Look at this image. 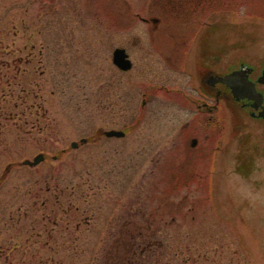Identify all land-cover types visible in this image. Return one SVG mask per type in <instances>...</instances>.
Listing matches in <instances>:
<instances>
[{"label":"rangeland","instance_id":"1","mask_svg":"<svg viewBox=\"0 0 264 264\" xmlns=\"http://www.w3.org/2000/svg\"><path fill=\"white\" fill-rule=\"evenodd\" d=\"M118 44L258 56L264 0H0V264H110L136 232L137 264H264V122L222 102L218 133L174 147L188 110L143 104L132 70L121 112Z\"/></svg>","mask_w":264,"mask_h":264},{"label":"flooded vegetation","instance_id":"2","mask_svg":"<svg viewBox=\"0 0 264 264\" xmlns=\"http://www.w3.org/2000/svg\"><path fill=\"white\" fill-rule=\"evenodd\" d=\"M156 24L157 20L152 19ZM139 41V40H135ZM115 47L124 49V59L129 61V68L121 69L112 61V51ZM110 53V60L116 70L121 74L117 80L119 107L123 111V74L130 72L137 76H146L149 87L144 86L141 93L142 103L148 94L153 99L158 94L167 96V101L178 111L188 110L180 119L168 122V128L179 124L180 131L176 138L181 141L187 139L192 147L199 142V135H213L219 132L220 116L219 108L223 102L231 108V114L235 119L234 128L241 129L248 126L249 122H264V54L256 56L231 54L224 57L218 50L195 53L184 46H174L173 49L158 48L155 46L141 47L140 58L123 45L118 44ZM147 62L145 65L144 62ZM230 74L229 84L221 78ZM134 78V76H130ZM138 78V77H137ZM102 93L109 92L108 80H104ZM252 83L258 94L254 97L246 96L241 84ZM137 90L132 94L135 101ZM134 105V104H133ZM154 107V105H153ZM185 112V111H184ZM182 114V115H183ZM189 115L188 118H185ZM182 121V122H181ZM133 127V126H132ZM124 137L130 130L128 126L120 128ZM186 131V132H184ZM178 135V137H177Z\"/></svg>","mask_w":264,"mask_h":264},{"label":"water","instance_id":"3","mask_svg":"<svg viewBox=\"0 0 264 264\" xmlns=\"http://www.w3.org/2000/svg\"><path fill=\"white\" fill-rule=\"evenodd\" d=\"M125 52L123 48L116 47L113 52H112V61L115 65L120 67L121 69H127L129 68L130 64L129 61L124 59L125 57ZM229 78L230 74L225 75L222 80L229 84ZM240 88L243 89L244 93L246 96L249 97H254L255 94H258L255 90V87L252 85L250 82H246L245 84H241ZM103 134L106 136H121L123 135L122 130H116V129H109V130H104ZM86 138H81L79 142H86ZM77 145V142L73 141L71 143L72 147H75ZM44 158V155L42 153H38L36 156H34L32 159H24L21 163L26 164L29 166L36 165L38 162H40Z\"/></svg>","mask_w":264,"mask_h":264},{"label":"trees","instance_id":"4","mask_svg":"<svg viewBox=\"0 0 264 264\" xmlns=\"http://www.w3.org/2000/svg\"><path fill=\"white\" fill-rule=\"evenodd\" d=\"M133 235H134V237L131 238L132 241L129 243H126V245H125L127 250L125 249L126 251H123V254L121 256H112V257L108 256L109 259L112 261L110 264H112V263H116V264H137L136 258L139 259L145 255V251H147L150 248L151 244H146L148 242V240L144 241L143 248H139L137 251L136 245H132V243L134 241H136L135 239L137 237H141V235H140V232H136ZM152 235H154V234H151L150 236H152ZM117 249H118V247H117ZM106 264H107V262H106ZM145 264H152L150 258H148V260L145 262Z\"/></svg>","mask_w":264,"mask_h":264}]
</instances>
